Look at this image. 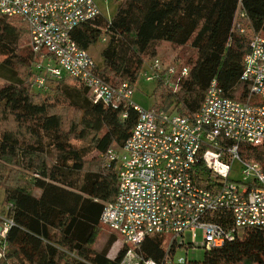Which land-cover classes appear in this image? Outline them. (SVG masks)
<instances>
[{"label":"trees","instance_id":"trees-1","mask_svg":"<svg viewBox=\"0 0 264 264\" xmlns=\"http://www.w3.org/2000/svg\"><path fill=\"white\" fill-rule=\"evenodd\" d=\"M115 2L111 21L102 15L73 31L82 50L107 38L98 65L107 83L136 85L157 46L168 42L191 47L196 59L186 63L190 74L178 92L157 84L153 108L193 116L214 80L225 96L246 101L243 62L252 39L264 36V0ZM240 12L247 23L238 19ZM29 38L26 23L0 15V80L8 83L0 89L1 214L15 224L0 244V264H121L127 246L109 257L115 235L101 252L94 246L104 228V206L119 190L118 170L107 153L126 144L138 114L125 102L117 109L94 103L89 90L71 78L53 84L49 93L33 94V55L24 50ZM239 152L242 160L264 168V144L242 143ZM211 219L233 225L229 214ZM168 248L166 237L156 236L144 242L141 252L161 261ZM177 249L173 245L169 255ZM187 264H264V229L242 231L224 247L205 251L202 261Z\"/></svg>","mask_w":264,"mask_h":264},{"label":"built area","instance_id":"built-area-1","mask_svg":"<svg viewBox=\"0 0 264 264\" xmlns=\"http://www.w3.org/2000/svg\"><path fill=\"white\" fill-rule=\"evenodd\" d=\"M0 15L28 26L31 88L38 94L71 78L89 90L94 103L117 109L125 102L138 114L126 144L107 153L118 170L119 190L115 201L105 204L100 224L123 237L128 249L121 264H187L185 258L169 255L173 245L210 251L242 231L264 229V168L242 160L239 152L242 143L264 144L263 35L252 39L244 58L241 83L249 89L246 101L225 96L214 80L199 111L186 117L176 109L146 110L133 101L135 85H112L98 74L90 51L73 39L76 28L102 16L96 0H0ZM238 19L247 23L243 12ZM189 74L186 63L155 57L141 77L163 82L176 93ZM218 213L229 214L233 225L213 221ZM4 220L0 244L15 225ZM199 232L204 239L200 245ZM156 236L168 240L161 261L146 259L141 252L144 242Z\"/></svg>","mask_w":264,"mask_h":264},{"label":"rangeland","instance_id":"rangeland-1","mask_svg":"<svg viewBox=\"0 0 264 264\" xmlns=\"http://www.w3.org/2000/svg\"><path fill=\"white\" fill-rule=\"evenodd\" d=\"M101 13L105 20L111 21L112 18L115 16L117 12V4L115 0H96ZM24 50L29 49V40H26L24 43ZM106 43L100 42L97 46H94L90 49V54L95 60V62L100 65L102 62L101 53L103 49L105 48ZM157 53L155 56H150L147 62V65L151 63V61L155 57H159L163 59L166 62L172 63V62H184L189 63V61H195L197 52L192 49L189 46H186L184 48L182 47H175L171 45L168 42H163L157 46L156 49ZM27 52V51H26ZM3 59V57L0 56V61ZM146 65V66H147ZM8 83L5 80H0V89L4 86H7ZM157 84L154 82H147L144 78L140 77V79L137 81L135 85V94L133 97V101L143 107L146 110H149L154 107V91ZM31 91L35 95H39L34 89L31 88ZM70 117H72L74 114L72 111L68 114ZM235 178H238L236 176ZM2 200H3V193L0 192V220L2 223H0V234L2 233L3 228L5 227V220L2 218H6L4 215L1 214L2 211ZM111 235H115L117 238V242L114 244L109 257L115 258L119 251L125 246L124 239L121 235L112 232L108 228H103L96 245L94 246V249L98 252H101L105 245L107 244L109 238ZM188 241L190 242V235L187 236ZM1 241V238H0ZM204 239L202 237L201 232L198 233L197 238V244H203ZM205 250L203 247H189L186 249L185 247L179 248L175 254V259L178 260L180 258H185L190 262H199L202 261L204 258Z\"/></svg>","mask_w":264,"mask_h":264},{"label":"crops","instance_id":"crops-1","mask_svg":"<svg viewBox=\"0 0 264 264\" xmlns=\"http://www.w3.org/2000/svg\"><path fill=\"white\" fill-rule=\"evenodd\" d=\"M29 50H30V45H29Z\"/></svg>","mask_w":264,"mask_h":264}]
</instances>
